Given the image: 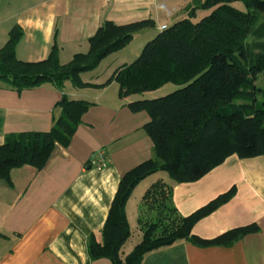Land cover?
<instances>
[{"label": "crops", "instance_id": "obj_1", "mask_svg": "<svg viewBox=\"0 0 264 264\" xmlns=\"http://www.w3.org/2000/svg\"><path fill=\"white\" fill-rule=\"evenodd\" d=\"M203 0H4L0 6V47L13 25L23 36L17 59H45L58 26V59L67 63L88 50V39L104 21L126 24L152 19L155 27L135 33L121 50L104 58L92 71L79 75L86 87L65 81L59 90L50 84L17 92L0 83V145L9 134L46 132L59 114L55 104L62 94L91 105L68 146L56 144L41 170L30 166L12 169V186L0 180V264H111L91 261L87 254L90 234L100 237L121 176L153 157V144L143 130L145 112L132 113L113 80L102 84L113 71L134 61L146 41L160 26L187 16ZM207 11L197 9L195 19ZM173 24V23H172ZM146 35L143 43L135 37ZM133 43V44H132ZM102 150L105 165L89 164L92 153ZM166 173V172H165ZM164 172L140 181L125 204L131 235L121 248L124 256L140 237L137 217L144 191L156 180L171 183ZM232 187L235 194L197 221L192 234L211 239L232 228L256 225L233 245L200 247L186 241L149 252L142 264H264V157L228 156L196 181L172 186V202L187 216Z\"/></svg>", "mask_w": 264, "mask_h": 264}, {"label": "trees", "instance_id": "obj_2", "mask_svg": "<svg viewBox=\"0 0 264 264\" xmlns=\"http://www.w3.org/2000/svg\"><path fill=\"white\" fill-rule=\"evenodd\" d=\"M236 2L245 10L235 7ZM197 9L207 13L195 19ZM147 27H155V22L145 19L118 25L104 21L88 39V50L61 64L57 25L47 57L37 62L17 59L15 51L23 32L13 25L0 47V83L17 92L45 84L61 90L65 81L86 87L91 84L81 81V73L94 70ZM259 73L264 76V0H203L186 17L158 31L134 61L116 68L102 84L93 85L100 88L115 80L121 98L139 96L128 101L127 107L149 116L143 130L153 144V157L121 176L100 237L88 236L91 261L105 258L111 264H142L149 252L178 241L228 247L258 231L251 224L211 239L193 235L194 224L231 199L235 188L181 216L172 202V186L198 180L232 154L241 159L264 157V89L255 84ZM167 83L178 87L160 97H144ZM90 105L62 94L54 106L59 114L49 131L7 135L0 145V180L12 186V169L41 170L56 144L68 146ZM157 172H166L171 183L158 179L144 191L137 217L139 240L122 256L121 248L131 235L125 204L134 187Z\"/></svg>", "mask_w": 264, "mask_h": 264}, {"label": "rangeland", "instance_id": "obj_3", "mask_svg": "<svg viewBox=\"0 0 264 264\" xmlns=\"http://www.w3.org/2000/svg\"><path fill=\"white\" fill-rule=\"evenodd\" d=\"M4 0H0V6L3 4ZM235 7L241 9V10H245L243 4L241 2H236L234 3ZM169 23H174V22H169ZM169 24V25H171ZM148 36L146 35H140L139 37H135V41L136 42L137 40H139L138 38H140L141 42L143 43L144 39H149L147 38ZM147 42V41H146ZM145 42V43H146ZM133 44V43H132ZM139 55V54H138ZM138 57V56H137ZM256 86L259 87V88H262L264 89V76H263V73H259L257 75V78H256V82H255ZM177 85L173 84V83H167L165 85H163L162 87H160L158 90H155V91H150V92H146L144 94V97L146 98H155V97H160V96H163L175 89H177ZM258 99L260 100L261 98L258 97ZM165 173V172H164ZM167 174V173H165Z\"/></svg>", "mask_w": 264, "mask_h": 264}, {"label": "built area", "instance_id": "obj_4", "mask_svg": "<svg viewBox=\"0 0 264 264\" xmlns=\"http://www.w3.org/2000/svg\"><path fill=\"white\" fill-rule=\"evenodd\" d=\"M166 26H160V30L165 29ZM89 164L94 165L95 167H103L105 165V155L102 150H97L91 154L89 158Z\"/></svg>", "mask_w": 264, "mask_h": 264}]
</instances>
